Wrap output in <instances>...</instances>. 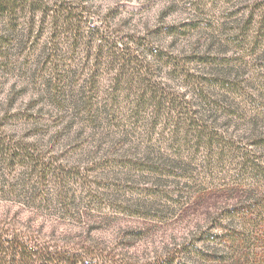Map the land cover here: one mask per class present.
Wrapping results in <instances>:
<instances>
[{"label": "rangeland", "instance_id": "374dc122", "mask_svg": "<svg viewBox=\"0 0 264 264\" xmlns=\"http://www.w3.org/2000/svg\"><path fill=\"white\" fill-rule=\"evenodd\" d=\"M44 1L75 5L74 16L89 18L100 32L127 39L147 35L164 55L178 58L208 48L215 53L223 39L219 24L231 9L226 0H216L213 7V0H205L202 13L186 0ZM81 7L86 11L80 13ZM34 12L26 8L12 22L0 16L5 52L0 59V137L11 146L34 145L64 177H57L56 170L42 183L35 173L29 177L26 167L0 165L3 245L16 240L27 252L53 251L62 259L79 260L76 264H264V185L242 175L239 159L229 154L207 155L183 136L175 142L169 128L159 125L148 131L153 109L136 112L126 84L120 100L109 102L115 70L106 64L93 68L98 42L86 45L88 23L79 22L81 36L73 29L58 32L47 21L39 30L51 16ZM33 21L35 29L29 26ZM229 49L227 55L245 54ZM261 53L264 45L256 54ZM49 58L64 74L57 96L47 86L48 73H40ZM243 62L232 63L243 80L240 92L231 95L239 111L217 122L236 139L247 138L251 119L258 117L254 124L259 127L264 118L260 62L249 57ZM168 72L163 68L158 81L172 92H188ZM138 159L157 162L167 175L146 171ZM74 172L78 179L72 181ZM0 260L44 264L18 250L0 252Z\"/></svg>", "mask_w": 264, "mask_h": 264}, {"label": "trees", "instance_id": "16d2710c", "mask_svg": "<svg viewBox=\"0 0 264 264\" xmlns=\"http://www.w3.org/2000/svg\"><path fill=\"white\" fill-rule=\"evenodd\" d=\"M186 1L193 6L194 10L201 13L204 11L205 0ZM215 1L211 2L212 7L214 4L216 6ZM225 2L229 3L231 9L223 14L225 22L219 24L223 39L215 53L209 52L210 48H208L206 52L200 54L193 52L185 58L164 55L161 50L151 44L150 40H147V35H132L127 39L118 37L112 32H100L96 25H89V18L77 19L74 11L78 8L64 2L48 4L44 0H0V16H6L12 22L20 11L29 8L35 11L34 13H41L44 18L51 16V19H44L40 22L39 30L47 21V23L51 22V28L58 32L73 29L79 35V22L88 23L90 29L86 45L89 46L91 41L97 40L98 42L93 57L95 59L93 68L106 64L111 67L110 69L115 70L113 82L108 87L109 102L120 100L122 88L126 84L127 95H133V100H135L134 110L136 112L148 107L153 109L154 115L150 118L148 131L155 132L159 125L164 130L169 128L175 142L178 137L183 136L186 137L184 139L186 141L192 139L197 148H205L207 155L218 158L223 154H229L239 159L237 164L242 175L246 173L264 185V118L259 127H255L254 124V120H259L258 117L248 122L251 132L247 133V138L239 136V139H236L226 131L219 129L217 125L221 117L232 118L239 111L231 95L240 92L243 80L240 79L237 70H234L232 63L236 61V65L237 63L241 65L245 64L243 60L245 61L246 58H253L260 62L259 70L264 77V55H262L264 53L256 54L258 48L264 45V0H226ZM81 8L80 13L86 11L85 7ZM228 21L231 25H228ZM34 24L33 21L29 26L35 29ZM189 24L191 23L184 25L195 26L194 28L198 26ZM16 25L17 23H14L12 27ZM207 27L214 29L215 26L210 24ZM114 36L118 38V41ZM74 37L76 40L77 36ZM229 48L234 49L233 53L234 51L245 53L243 58L239 55H227ZM4 56L5 52L0 46V59ZM57 66L56 60L49 58L44 59L40 67V73H48L47 76L50 79L48 78L47 86L52 89L53 96H57L58 91L62 90V81L65 80L63 72L60 73L61 69ZM165 67L168 68V73L173 75V78L177 77L181 80L188 92L183 94L172 92L158 81L159 73ZM94 73L96 74V70L91 72L89 83H92ZM219 90L228 95L218 96ZM96 91L95 88L94 95H97ZM189 93L193 97H184ZM80 97H84L83 92ZM4 140V137H0V165L7 163L9 166L26 167L30 170L29 177L35 173L34 175L42 183L51 172L54 173L56 170H59L57 177L63 176L64 171L53 167L49 160L45 162L46 157L38 154L39 151L34 148V145L23 146L16 142L11 146L10 142L6 144ZM136 162L144 166L146 171L158 173L161 177L165 174L157 162L146 159H138ZM71 175L72 181L78 179L75 172ZM3 242L5 243V240H1L0 237V252L15 253L18 250L22 257L34 256L35 260L42 261L44 264L51 262L76 264L79 262L74 258L62 259L53 251L35 249L27 252L23 244L16 240L9 241L8 245H3ZM0 263L4 262L0 260Z\"/></svg>", "mask_w": 264, "mask_h": 264}]
</instances>
